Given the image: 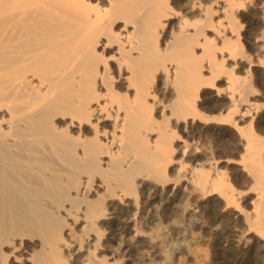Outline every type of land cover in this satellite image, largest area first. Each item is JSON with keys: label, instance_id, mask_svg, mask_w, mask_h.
Returning a JSON list of instances; mask_svg holds the SVG:
<instances>
[{"label": "bare ground", "instance_id": "obj_1", "mask_svg": "<svg viewBox=\"0 0 264 264\" xmlns=\"http://www.w3.org/2000/svg\"><path fill=\"white\" fill-rule=\"evenodd\" d=\"M0 264H264V0H0Z\"/></svg>", "mask_w": 264, "mask_h": 264}, {"label": "rangeland", "instance_id": "obj_2", "mask_svg": "<svg viewBox=\"0 0 264 264\" xmlns=\"http://www.w3.org/2000/svg\"><path fill=\"white\" fill-rule=\"evenodd\" d=\"M176 23V22H175ZM115 52H116V50H115ZM113 67H114V70L116 69L117 70V67L115 66V65H113ZM116 67V68H115ZM162 85H160V92H162V93H164L165 91H164V89H163V86L161 87ZM161 93V94H162ZM215 131H216V129H215ZM218 133H220V131H218ZM205 206V205H204ZM201 219H196V222L197 223H201ZM216 228V227H215ZM214 228V229H215ZM235 230H238V229H234L233 230V232H234V234H235V232H236V236H240V235H238V234H242V233H244V230H245V228L244 229H241V230H238V231H235ZM243 231V232H242ZM246 236V235H245ZM254 242V239L253 238H248V241H244V242H241L240 243V245L242 246V255H246L245 253H246V248H248V246L250 245V244H252ZM244 249V250H243Z\"/></svg>", "mask_w": 264, "mask_h": 264}, {"label": "snow or ice", "instance_id": "obj_3", "mask_svg": "<svg viewBox=\"0 0 264 264\" xmlns=\"http://www.w3.org/2000/svg\"><path fill=\"white\" fill-rule=\"evenodd\" d=\"M260 3V0H257V4H259Z\"/></svg>", "mask_w": 264, "mask_h": 264}]
</instances>
